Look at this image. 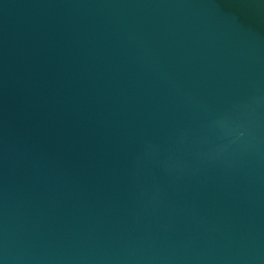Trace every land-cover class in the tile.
<instances>
[{
	"label": "water",
	"instance_id": "water-1",
	"mask_svg": "<svg viewBox=\"0 0 264 264\" xmlns=\"http://www.w3.org/2000/svg\"><path fill=\"white\" fill-rule=\"evenodd\" d=\"M0 264H264V0H0Z\"/></svg>",
	"mask_w": 264,
	"mask_h": 264
}]
</instances>
